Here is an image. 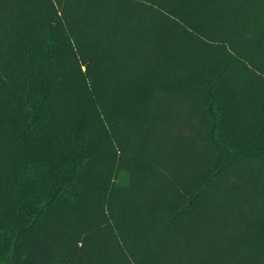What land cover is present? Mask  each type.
Listing matches in <instances>:
<instances>
[{
	"label": "trees",
	"instance_id": "16d2710c",
	"mask_svg": "<svg viewBox=\"0 0 264 264\" xmlns=\"http://www.w3.org/2000/svg\"><path fill=\"white\" fill-rule=\"evenodd\" d=\"M262 137L264 0H0V264H264Z\"/></svg>",
	"mask_w": 264,
	"mask_h": 264
},
{
	"label": "rangeland",
	"instance_id": "374dc122",
	"mask_svg": "<svg viewBox=\"0 0 264 264\" xmlns=\"http://www.w3.org/2000/svg\"><path fill=\"white\" fill-rule=\"evenodd\" d=\"M225 115V121L229 122V119L227 118L228 114L227 112L224 114ZM264 140V137H262L259 141ZM127 181V174L125 172H121L118 177H117V182L119 183H125Z\"/></svg>",
	"mask_w": 264,
	"mask_h": 264
}]
</instances>
